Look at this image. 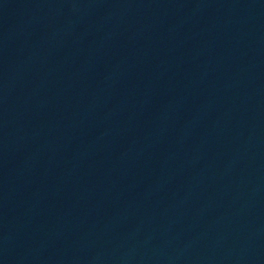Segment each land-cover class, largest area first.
I'll return each instance as SVG.
<instances>
[{"label":"water","instance_id":"95a60500","mask_svg":"<svg viewBox=\"0 0 264 264\" xmlns=\"http://www.w3.org/2000/svg\"><path fill=\"white\" fill-rule=\"evenodd\" d=\"M83 264H264V0H66Z\"/></svg>","mask_w":264,"mask_h":264}]
</instances>
